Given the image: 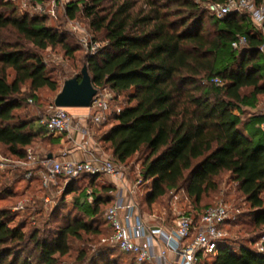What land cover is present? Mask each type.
Returning <instances> with one entry per match:
<instances>
[{
    "label": "trees",
    "instance_id": "trees-1",
    "mask_svg": "<svg viewBox=\"0 0 264 264\" xmlns=\"http://www.w3.org/2000/svg\"><path fill=\"white\" fill-rule=\"evenodd\" d=\"M225 1L73 0L66 4V14L69 19L83 15L104 42L85 56L93 84L98 91L126 96L127 102L111 114L116 123L95 137L101 146L107 144L117 163L146 152L142 182L152 180L147 202L182 187L200 202L217 189V178L230 173L256 209V226L264 228V114L246 117L264 94V31L249 13L233 11L217 19L206 8L209 2ZM241 36L247 44L235 48ZM57 46L68 58L80 50L66 32L48 26L47 16L19 15L12 1H0V144L20 158L38 139L56 141L41 119H22L15 111L39 89L61 91L63 86L38 52ZM9 70L14 72L12 81ZM101 176L81 177L89 184L74 199L91 218L101 205L109 208L115 201L103 194L113 192L114 186H103L102 195L93 187ZM81 178L69 180V193L76 194ZM212 206L184 214L198 222ZM105 221L112 231L106 213ZM95 231L93 224L76 217L57 232L29 233L15 223L10 210L0 209V264H59L70 253L72 238L81 240L83 233ZM262 236L257 234L251 243ZM224 241L212 259L201 256V264H264V252L244 244L234 249ZM116 248L131 260L126 264H137Z\"/></svg>",
    "mask_w": 264,
    "mask_h": 264
},
{
    "label": "rangeland",
    "instance_id": "rangeland-1",
    "mask_svg": "<svg viewBox=\"0 0 264 264\" xmlns=\"http://www.w3.org/2000/svg\"><path fill=\"white\" fill-rule=\"evenodd\" d=\"M4 1H12L14 6L17 7L19 15L47 16L48 26L66 32L71 44L80 46V50L72 58L65 56V51L61 46L38 51L43 56L49 70L53 72L54 77L59 80L61 87L66 80L81 74L83 67L86 65L85 56L88 53L84 47V40L97 42L100 46L104 45V42L100 40L101 36L96 34L98 36L96 37L93 34L89 26V20L83 15L80 14L75 19L67 17L66 4L73 0H66L64 3L59 4L54 16L48 15V10L52 7L50 0ZM254 2L257 7L264 10V3L257 5L256 0ZM40 3L45 4L46 12L40 10ZM9 73V81H12L14 72L9 70ZM28 88L29 84H26L24 90L28 91ZM246 92H249V89ZM100 93L109 101L110 110L126 105V96L117 97L110 89L105 88L100 89ZM57 95L58 91H52L49 88L39 89L36 97L28 96L23 106L15 112L22 119H42L56 106L55 99ZM30 99H32V102ZM65 109L74 116L77 123H80L82 117H85L82 124L87 130H90L94 137L95 134L100 137L103 132L116 123L110 112L101 122H95L92 116L88 115L90 113L89 107H65ZM256 112L264 114V94L259 96L257 109L249 110L246 117L250 113ZM248 127L249 130L252 129L254 123L249 124ZM95 139L98 142L97 137ZM47 140L38 139L33 146L27 148L26 156L23 158L12 155L5 146L0 144V209L10 210L15 223L23 226L29 233L35 229H41V232L45 231L47 233L57 232V229L76 217L83 218L93 224L97 231L83 233L81 240L72 238L71 251L69 254L60 257L59 264H104L108 260H116L121 264L129 263L131 260L122 255L112 244V231L105 221L108 204L101 205L99 214L95 218H91L82 213L74 203L75 197L89 184L88 179L81 178L76 194L69 193L67 187L69 179L60 176L55 184L45 186L41 179L40 165L21 164L22 161L28 159L29 150L37 158L46 157L50 152ZM85 140H88L87 135ZM101 147L103 153L111 154L107 144ZM145 158L146 152L142 151L132 156L125 163H117L122 173L117 176L102 175L93 187L98 194L102 195L103 186H114L115 190L113 192L103 191V194L104 196L107 193L111 194L116 199L121 187L126 188L125 192H127V189L134 187L136 182L142 178V164ZM30 168L33 170L34 175L29 178L27 173ZM151 184L152 180H149L136 187L134 199L138 206L137 213L146 220L151 221L152 224L170 225L178 215L184 214L186 211L202 212L206 206L224 203L229 208L231 217L226 226L227 232L224 242L234 249H238L240 244L257 248V244H252L251 240L257 234L264 233V228L256 226V209L239 189V183L230 173H224L217 178V189L207 193L200 202H197L195 198H191L185 188L182 187L149 204L146 197L151 190ZM83 254L86 255L84 259H82Z\"/></svg>",
    "mask_w": 264,
    "mask_h": 264
},
{
    "label": "built area",
    "instance_id": "built-area-1",
    "mask_svg": "<svg viewBox=\"0 0 264 264\" xmlns=\"http://www.w3.org/2000/svg\"><path fill=\"white\" fill-rule=\"evenodd\" d=\"M66 0H50L52 6L48 15L54 16L59 4ZM39 8L46 12L44 3ZM208 11L217 19H222L233 11L249 13L253 24L260 31H264V10L257 7L254 0H226L225 2H209ZM247 44L246 36H241L233 43L235 48ZM87 53L94 54L100 45L91 40H84ZM264 51V47L262 48ZM215 83L221 84L220 78ZM32 102V100H30ZM109 101L98 91L89 107V116L95 122H101L105 116L114 111L119 113L121 107L110 110ZM75 122L74 116L65 107H57L41 119L49 133L53 136L63 134H80L88 140H83L81 146L85 150L83 159L63 158H37L31 150L28 151L23 165H40L41 179L45 186L56 183L60 176L69 180L81 178L84 175H112L122 173L114 159L103 152L99 153L91 146L92 134L82 124ZM264 130V121L261 124ZM34 175L30 168L27 176ZM142 183L140 178L134 187L127 189L121 187L112 206L107 209L106 220L110 224L113 236L112 244L121 251L130 254L137 264H201L202 257L213 258L217 254L219 244L226 238V226L230 220V210L224 203L208 208L198 222L185 214L178 215L170 225L152 224L137 213V203L134 195L135 189ZM92 191H89L91 194ZM93 202V196H89ZM257 249L264 252V236L257 242Z\"/></svg>",
    "mask_w": 264,
    "mask_h": 264
},
{
    "label": "water",
    "instance_id": "water-1",
    "mask_svg": "<svg viewBox=\"0 0 264 264\" xmlns=\"http://www.w3.org/2000/svg\"><path fill=\"white\" fill-rule=\"evenodd\" d=\"M81 76V80L78 77H73L64 82L61 91L55 99L57 107L91 106L98 89L93 84L87 65L83 67ZM49 158H53V154H50Z\"/></svg>",
    "mask_w": 264,
    "mask_h": 264
},
{
    "label": "crops",
    "instance_id": "crops-1",
    "mask_svg": "<svg viewBox=\"0 0 264 264\" xmlns=\"http://www.w3.org/2000/svg\"><path fill=\"white\" fill-rule=\"evenodd\" d=\"M53 136V135H52ZM55 138V142L49 143V155L53 154L54 158L61 159L63 158L64 154L67 158L73 159H83L86 155L85 150L81 146L83 140L85 138L80 134H63V135H56L53 136ZM91 147L96 150L97 152H102L101 144H99L95 137L92 135L91 138ZM52 149V150H51Z\"/></svg>",
    "mask_w": 264,
    "mask_h": 264
}]
</instances>
